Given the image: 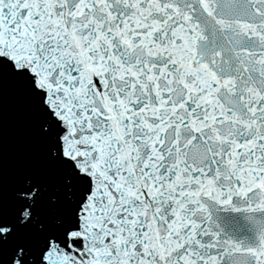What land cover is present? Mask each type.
I'll list each match as a JSON object with an SVG mask.
<instances>
[{
  "label": "snow or ice",
  "instance_id": "obj_1",
  "mask_svg": "<svg viewBox=\"0 0 264 264\" xmlns=\"http://www.w3.org/2000/svg\"><path fill=\"white\" fill-rule=\"evenodd\" d=\"M0 264H264V0H0Z\"/></svg>",
  "mask_w": 264,
  "mask_h": 264
},
{
  "label": "water",
  "instance_id": "obj_2",
  "mask_svg": "<svg viewBox=\"0 0 264 264\" xmlns=\"http://www.w3.org/2000/svg\"><path fill=\"white\" fill-rule=\"evenodd\" d=\"M25 162L24 153L17 138L9 133L7 146V163L9 167L19 166Z\"/></svg>",
  "mask_w": 264,
  "mask_h": 264
}]
</instances>
